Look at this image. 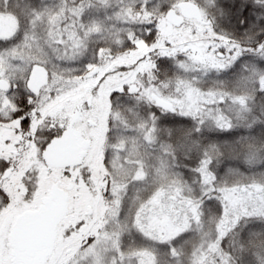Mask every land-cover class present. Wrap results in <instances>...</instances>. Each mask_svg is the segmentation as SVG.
Masks as SVG:
<instances>
[{
    "label": "snow or ice",
    "instance_id": "6c2138e0",
    "mask_svg": "<svg viewBox=\"0 0 264 264\" xmlns=\"http://www.w3.org/2000/svg\"><path fill=\"white\" fill-rule=\"evenodd\" d=\"M0 264H264V0H0Z\"/></svg>",
    "mask_w": 264,
    "mask_h": 264
}]
</instances>
